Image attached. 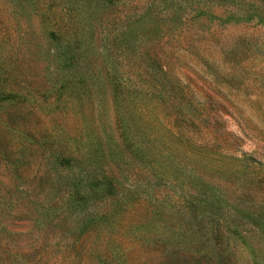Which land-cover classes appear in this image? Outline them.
Instances as JSON below:
<instances>
[{"label": "rangeland", "instance_id": "1", "mask_svg": "<svg viewBox=\"0 0 264 264\" xmlns=\"http://www.w3.org/2000/svg\"><path fill=\"white\" fill-rule=\"evenodd\" d=\"M2 1L1 55L68 107L20 128L80 137L117 196L1 142L0 264H264V0Z\"/></svg>", "mask_w": 264, "mask_h": 264}, {"label": "trees", "instance_id": "2", "mask_svg": "<svg viewBox=\"0 0 264 264\" xmlns=\"http://www.w3.org/2000/svg\"><path fill=\"white\" fill-rule=\"evenodd\" d=\"M18 1L19 0H3L2 2L7 4L8 8L12 9L11 13H13L15 7L19 4ZM36 2L37 0H34L33 3L36 5ZM3 17L4 13L0 2V25ZM1 37L2 31L0 28V47L4 43L1 41ZM47 37L53 40L56 36L53 31H49ZM4 57L5 55L2 56L0 53V143L2 142L1 144L4 146V151L6 147L9 149L13 147L17 153L16 157L19 158L22 156L25 149L28 150L32 144H35L37 149L47 152V157L52 158V161L56 166L67 167L72 171L73 169H77V174H73V177L74 181L78 182L68 186L71 189L76 184L79 185L75 186V189L72 191V195L77 200L90 198L93 195H97L98 197L117 196L112 178L104 173L99 174L97 172L95 162L96 154L95 152L91 154L85 152V144L80 137H75L74 135H69L63 132L57 134H51L49 132H34L32 134L29 130H22L20 128L21 126H28L27 123L24 125L21 124L23 121L33 118L30 115L34 108L45 110L46 113L54 111L65 112L68 107L66 105V99L63 97L64 87H51L48 91L36 93L37 98H34V95L31 93V86L25 84L22 74L15 70L14 63L8 61L9 58L13 57L9 56L7 59ZM13 59L15 60L16 57ZM62 60L66 61L68 66L71 62L76 61V57L74 55L65 56V53H63ZM109 77L111 82L114 79V76L111 74ZM85 80L86 79L83 77L78 78L77 81L79 82V88L85 86ZM83 82L84 84H82ZM112 85L114 91L116 85L114 82ZM113 96H115L114 93ZM34 134H37V136ZM17 161L18 159L14 158L12 161L7 162H9L10 165H15ZM4 162L6 163V161ZM68 194L69 190L64 192L65 197ZM195 218V224L199 226L202 217L198 216ZM233 220V224L225 230L229 234L234 235L238 240H241L242 233L241 229H238L239 226L242 224L251 225L253 222L243 216L235 217ZM212 221H214L215 224H218L220 219L215 218L212 219ZM2 253L3 251L0 253V259L4 257ZM6 259L10 262L8 257ZM38 259L41 261L40 255H38ZM26 263L27 262L24 264ZM34 264H37V262Z\"/></svg>", "mask_w": 264, "mask_h": 264}]
</instances>
